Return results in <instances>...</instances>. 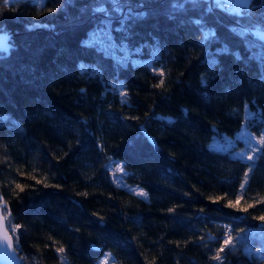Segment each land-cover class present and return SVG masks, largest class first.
I'll return each instance as SVG.
<instances>
[{"label": "trees", "instance_id": "16d2710c", "mask_svg": "<svg viewBox=\"0 0 264 264\" xmlns=\"http://www.w3.org/2000/svg\"><path fill=\"white\" fill-rule=\"evenodd\" d=\"M213 3L0 0V203L21 264H264V44L245 32L264 0ZM101 27L123 61L87 41ZM244 123L255 160L209 148Z\"/></svg>", "mask_w": 264, "mask_h": 264}, {"label": "rangeland", "instance_id": "374dc122", "mask_svg": "<svg viewBox=\"0 0 264 264\" xmlns=\"http://www.w3.org/2000/svg\"><path fill=\"white\" fill-rule=\"evenodd\" d=\"M17 0H7L8 3H13ZM214 3V6H217L219 8L224 7V4L228 2L229 0H212ZM234 3L236 6L244 7L243 11H246L243 0H234ZM248 9V8H247ZM105 8H94V11L101 12L106 14ZM246 13V12H245ZM33 26H41L39 23L34 24ZM109 28L107 27H101L98 29H95L90 36L88 37L89 42H93L104 48L107 52L112 53L113 56L121 61H123L126 58V54L124 53V47L122 45L117 44L114 42L112 37L109 33ZM0 32H5L0 29ZM122 53H121V52ZM252 117V113H250L247 109L245 111V119L246 121L249 120V118ZM263 144V138L261 135H255L253 134L247 124H243L241 129L233 136V137H227L225 135H214L211 139V142L209 144V148L212 150H218V151H225L229 153L231 156L242 159V160H249L253 161L257 158L258 154L260 153L261 146ZM249 157H252V159H249ZM108 171L110 174V180L113 185L124 188L134 195L146 199V193L143 189H141L137 185H131L128 184L126 181L127 172L125 171L122 163L117 160L110 159L107 163ZM143 192L144 195H140L139 193ZM0 206H3V203H0ZM8 215L4 212V218L8 219ZM8 222V221H7ZM9 226V224H8ZM11 231L15 233V229L10 225ZM258 232L257 236L260 239L264 240V227H261L260 229L256 230ZM100 264H111V261L108 260V258H105L102 260Z\"/></svg>", "mask_w": 264, "mask_h": 264}, {"label": "water", "instance_id": "95a60500", "mask_svg": "<svg viewBox=\"0 0 264 264\" xmlns=\"http://www.w3.org/2000/svg\"><path fill=\"white\" fill-rule=\"evenodd\" d=\"M245 32L252 38L260 41L264 44V30L245 29ZM13 45L10 42V35L6 32H0V55L7 56ZM150 142L153 144V139L150 138ZM93 247V246H92ZM96 250L99 248L93 247ZM0 264H21V261L17 255L14 247V241L7 229L6 220L2 213L0 206Z\"/></svg>", "mask_w": 264, "mask_h": 264}, {"label": "snow or ice", "instance_id": "6c2138e0", "mask_svg": "<svg viewBox=\"0 0 264 264\" xmlns=\"http://www.w3.org/2000/svg\"><path fill=\"white\" fill-rule=\"evenodd\" d=\"M251 3V0H243V4H244V6H248L249 4ZM222 52H227V49L225 48V49H222L221 50ZM209 65H210V68H214L215 67V65H216V61H215V59H212V60H210L209 61ZM159 75H161V76H163L164 74H163V72H161V73H159ZM206 82L203 80V78H202V84H205ZM162 84H163V80H161L160 81V83H158L157 85H155V87H161L162 86ZM122 95H123V93H121ZM171 122V121H170ZM249 159H252V157H249ZM247 175V174H246ZM36 183H41V181L40 180H37L36 181ZM45 186H47V185H45ZM16 187L17 188H19L21 191H23V187L20 185V184H17L16 185ZM140 195H144V193L143 192H141V193H139ZM239 201H240V197L238 196L237 197V200L235 201V202H229V205L228 206H235V204H238L239 203ZM248 207H252V205H248ZM255 219H259L260 221H262V222H264V216H260V217H254ZM229 240L228 239H226L225 241H224V246L223 247H221L219 250H218V254L215 256V257H213L214 259H216V260H220L221 259V256L219 255V252H222V251H224V247H226L228 244H229ZM64 251V249L61 247L60 249H59V252H63Z\"/></svg>", "mask_w": 264, "mask_h": 264}, {"label": "built area", "instance_id": "2783aa9c", "mask_svg": "<svg viewBox=\"0 0 264 264\" xmlns=\"http://www.w3.org/2000/svg\"><path fill=\"white\" fill-rule=\"evenodd\" d=\"M224 8L227 11L233 12L235 14H240L241 13V7H238L234 4V0H229L224 4Z\"/></svg>", "mask_w": 264, "mask_h": 264}]
</instances>
